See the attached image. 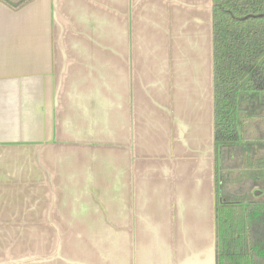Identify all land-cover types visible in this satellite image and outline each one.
<instances>
[{
	"label": "crops",
	"instance_id": "obj_1",
	"mask_svg": "<svg viewBox=\"0 0 264 264\" xmlns=\"http://www.w3.org/2000/svg\"><path fill=\"white\" fill-rule=\"evenodd\" d=\"M214 139L212 0H0V264H217Z\"/></svg>",
	"mask_w": 264,
	"mask_h": 264
},
{
	"label": "trees",
	"instance_id": "obj_2",
	"mask_svg": "<svg viewBox=\"0 0 264 264\" xmlns=\"http://www.w3.org/2000/svg\"><path fill=\"white\" fill-rule=\"evenodd\" d=\"M212 51L216 263L264 264V0H212Z\"/></svg>",
	"mask_w": 264,
	"mask_h": 264
},
{
	"label": "rangeland",
	"instance_id": "obj_3",
	"mask_svg": "<svg viewBox=\"0 0 264 264\" xmlns=\"http://www.w3.org/2000/svg\"><path fill=\"white\" fill-rule=\"evenodd\" d=\"M259 190V189H258ZM262 193L258 196H255L254 193H255V190H251L250 192V197H253V198H258V199H264V190H260ZM47 243L49 244V241H47Z\"/></svg>",
	"mask_w": 264,
	"mask_h": 264
},
{
	"label": "flooded vegetation",
	"instance_id": "obj_4",
	"mask_svg": "<svg viewBox=\"0 0 264 264\" xmlns=\"http://www.w3.org/2000/svg\"><path fill=\"white\" fill-rule=\"evenodd\" d=\"M217 174H218V176H219V177H218V180H219V182H220V171H218ZM258 201H259V200H258ZM261 201H264V200H261Z\"/></svg>",
	"mask_w": 264,
	"mask_h": 264
},
{
	"label": "water",
	"instance_id": "obj_5",
	"mask_svg": "<svg viewBox=\"0 0 264 264\" xmlns=\"http://www.w3.org/2000/svg\"><path fill=\"white\" fill-rule=\"evenodd\" d=\"M256 193V192H255Z\"/></svg>",
	"mask_w": 264,
	"mask_h": 264
}]
</instances>
